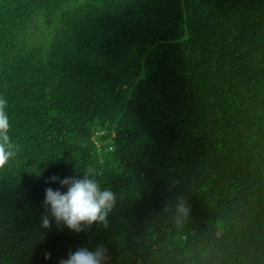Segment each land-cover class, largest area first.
<instances>
[{"label": "trees", "instance_id": "trees-1", "mask_svg": "<svg viewBox=\"0 0 264 264\" xmlns=\"http://www.w3.org/2000/svg\"><path fill=\"white\" fill-rule=\"evenodd\" d=\"M0 97V264H264V0H0ZM89 167L109 227L40 228Z\"/></svg>", "mask_w": 264, "mask_h": 264}, {"label": "clouds", "instance_id": "clouds-1", "mask_svg": "<svg viewBox=\"0 0 264 264\" xmlns=\"http://www.w3.org/2000/svg\"><path fill=\"white\" fill-rule=\"evenodd\" d=\"M7 107V100L0 97V168L5 167L17 152L9 135L11 125ZM96 175L95 169L89 167L82 179L50 177V182H59L61 188L67 190L45 189L43 205L46 214L40 217V228L50 229L54 220L57 225L63 224L76 233L90 229L94 224L106 230L109 227L108 217L117 203V194L108 188L102 189ZM176 211V223L181 225L188 215V208L179 202ZM108 256V249L104 245H98L95 250L80 247L75 252L69 251L68 257L60 259L59 264H106ZM49 259L51 254L45 253V260Z\"/></svg>", "mask_w": 264, "mask_h": 264}]
</instances>
